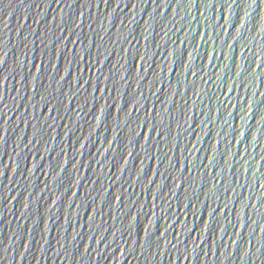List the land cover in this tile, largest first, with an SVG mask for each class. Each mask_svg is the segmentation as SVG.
Returning a JSON list of instances; mask_svg holds the SVG:
<instances>
[{
    "label": "water",
    "instance_id": "obj_1",
    "mask_svg": "<svg viewBox=\"0 0 264 264\" xmlns=\"http://www.w3.org/2000/svg\"><path fill=\"white\" fill-rule=\"evenodd\" d=\"M229 3L0 0V264H264V3Z\"/></svg>",
    "mask_w": 264,
    "mask_h": 264
},
{
    "label": "snow or ice",
    "instance_id": "obj_2",
    "mask_svg": "<svg viewBox=\"0 0 264 264\" xmlns=\"http://www.w3.org/2000/svg\"><path fill=\"white\" fill-rule=\"evenodd\" d=\"M259 3H264V0H259ZM259 3H258V0H250V3H249V0H241V3L240 4H238L237 3V0H231V3H229L227 6L229 7V8H231V7H233V6H235V7H241L243 4H247L248 5V8H249V10H251L252 8H253V6H255V7H259ZM249 15V12L248 11H246L245 12V16H248ZM141 60H142V62H143V60H144V57H141ZM34 67H35V65H34ZM81 87H83L82 85H81ZM96 90L97 91H99L100 89L97 87L96 88ZM133 111H136V109H133ZM97 119V122H99V117H97L96 118ZM49 127H51V126H49ZM153 130H156L155 128H153ZM40 132V129H37L36 130V133H34V135H36L37 133H39ZM38 143H39V141H38ZM105 151H107V149L105 150ZM38 154V153H37ZM129 155H131V153H129ZM73 167H75V165H73ZM150 183H152L153 181H149ZM113 183H115V181H113ZM115 199H117V200H120L121 202L123 201V197L122 196H117V197H115ZM53 203H55V201H53ZM135 206V204H132V205H129L128 207L129 208H132V207H134ZM218 211V210H217ZM131 213L130 212H126V217H127V215H130ZM151 223V222H150ZM207 227V226H206ZM131 235V233H129V236ZM149 235V242L151 241V236H150V234H148ZM104 239H106V237L104 238ZM100 241V240H99ZM98 241V242H99ZM138 242V241H137ZM157 244H158V240H157ZM257 251H259V249L257 250Z\"/></svg>",
    "mask_w": 264,
    "mask_h": 264
}]
</instances>
